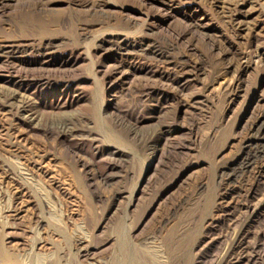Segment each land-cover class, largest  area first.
Masks as SVG:
<instances>
[{
  "label": "rangeland",
  "instance_id": "1",
  "mask_svg": "<svg viewBox=\"0 0 264 264\" xmlns=\"http://www.w3.org/2000/svg\"><path fill=\"white\" fill-rule=\"evenodd\" d=\"M260 127L264 0H0V264H264Z\"/></svg>",
  "mask_w": 264,
  "mask_h": 264
},
{
  "label": "bare ground",
  "instance_id": "2",
  "mask_svg": "<svg viewBox=\"0 0 264 264\" xmlns=\"http://www.w3.org/2000/svg\"><path fill=\"white\" fill-rule=\"evenodd\" d=\"M257 133V137L259 138V140H257V142L251 143L248 146V150L246 153V156L243 157L240 166H246L248 165L251 160L253 158H255L256 156L264 153V130L262 127L258 128V130H256Z\"/></svg>",
  "mask_w": 264,
  "mask_h": 264
}]
</instances>
